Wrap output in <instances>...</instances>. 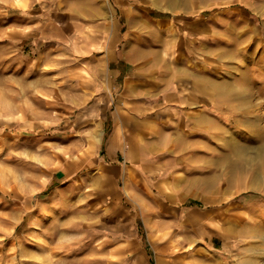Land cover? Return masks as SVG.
I'll use <instances>...</instances> for the list:
<instances>
[{
    "label": "rangeland",
    "instance_id": "rangeland-1",
    "mask_svg": "<svg viewBox=\"0 0 264 264\" xmlns=\"http://www.w3.org/2000/svg\"><path fill=\"white\" fill-rule=\"evenodd\" d=\"M115 1L105 17L124 27L137 12L144 47L208 78L188 112L190 136L175 135L187 144L166 155L193 193L161 215L167 235L150 233L127 196V172L146 182L151 173L108 152L121 79L107 72L100 83L106 74L94 70L108 36L96 10L83 0H0V264H172L186 236L200 264H264V0H124L127 10ZM98 35L103 44L84 54ZM101 163L118 172L117 196L106 174L94 183Z\"/></svg>",
    "mask_w": 264,
    "mask_h": 264
},
{
    "label": "crops",
    "instance_id": "crops-1",
    "mask_svg": "<svg viewBox=\"0 0 264 264\" xmlns=\"http://www.w3.org/2000/svg\"><path fill=\"white\" fill-rule=\"evenodd\" d=\"M107 3L109 0H83L82 2L96 10L98 20L95 28L101 36L108 34L106 47L98 54L100 58L97 59L94 69L95 72L106 74L104 79L100 78L99 82L108 83L107 72L111 73L110 83L112 78L118 81L119 78L121 79L117 87V93L121 95V114L114 125V134L109 142L108 152L114 154L120 150L124 153L129 169L135 168L151 173L149 177L147 176L150 181L146 182L143 174L134 179L130 172H127L125 192L128 191L127 196L135 200L136 205L143 211L148 231L156 233L155 235L159 233L167 235L170 221L161 215L176 213L178 210L176 205L187 201L193 191L190 189L191 185L189 190L186 186V172L175 167V164L169 166L167 162L168 160L170 162L172 158H167L166 155L169 152L176 154V148L187 144V138L179 140L175 135L183 133L188 135L187 137L190 136L186 121L191 120L192 117L188 115V112L193 105L203 103L202 90L204 89L202 87L207 88L209 81L202 73L203 71L184 65H168L167 61L164 62V56L170 53L169 50L158 47L152 50L144 47L141 42V37L144 38V36H141L139 31L141 27H137V12L127 11V25L123 27L120 20L113 15L105 17V15L108 16L105 6ZM115 7L128 9L124 0H116ZM147 23L151 26L155 24L151 20L145 22L140 20L141 25H147ZM161 23V21L160 24L156 23L157 33H153L157 38H161ZM101 36L98 35V38H95L96 41L87 46L88 49L84 51V54L92 52L94 46L103 44L104 39L101 40ZM98 40L101 42L98 43ZM138 45L142 47H136ZM74 72L78 73V71ZM76 73L73 76V83H81ZM96 78L95 82L99 83L98 75ZM199 114L204 112L200 111ZM100 166L101 173L93 178L94 183L98 185L97 179L101 178L102 174H106L107 179H111L110 184L114 185L118 172L113 174L111 170H107L109 166L103 163ZM150 182L153 186L148 184ZM114 188L113 193L117 196L116 184ZM150 200L156 201L158 207L152 209ZM184 240L188 246L181 253L173 255L178 262H184L186 260L183 261L182 255L187 257L190 254L191 258L189 257L186 262L200 264L197 253L191 252L192 239L189 240L186 236ZM130 245H134V241H131ZM174 257L171 258L172 264L176 260ZM216 261V257L213 256L202 263L216 264Z\"/></svg>",
    "mask_w": 264,
    "mask_h": 264
},
{
    "label": "bare ground",
    "instance_id": "bare-ground-1",
    "mask_svg": "<svg viewBox=\"0 0 264 264\" xmlns=\"http://www.w3.org/2000/svg\"><path fill=\"white\" fill-rule=\"evenodd\" d=\"M175 2H176V1H175ZM218 91H219V90H218ZM239 97H240V96H239ZM254 147H256V146H254ZM254 147H253V148H254ZM259 147H260V146H259ZM238 149H239V148H238ZM235 150H236V149H235ZM256 150H257V149H256ZM260 150H263V147H262V149H260ZM260 150H259V151H260ZM239 151H240V150H239ZM248 152H249V151H247V153H248ZM243 153H244V152H243ZM253 154H255V153H253ZM257 154H258V153H257ZM257 154H256V155H257ZM244 155H246V154H244ZM244 155H242V156H244ZM249 156H250V155H249ZM247 157H248V156H247ZM253 157H254V156H253ZM250 158H251V157H250ZM257 158H258V157H257ZM242 160H243V159H242ZM246 161H247V160H246ZM253 161H254V160H253ZM247 162H248V161H247ZM236 163H237V162H236ZM256 163H257V162H256ZM231 164H232V163H231ZM256 170H257V168H256ZM256 170H255V171H256ZM230 172H231V171H230ZM257 176H258V175H257ZM262 230H263V229H262ZM262 233H263V232H262ZM252 264H253V263H252ZM260 264H262V263L260 262Z\"/></svg>",
    "mask_w": 264,
    "mask_h": 264
}]
</instances>
